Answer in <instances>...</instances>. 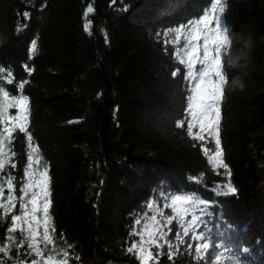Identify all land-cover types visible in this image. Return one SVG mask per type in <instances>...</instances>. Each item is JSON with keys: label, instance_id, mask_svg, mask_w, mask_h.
<instances>
[{"label": "trees", "instance_id": "1", "mask_svg": "<svg viewBox=\"0 0 264 264\" xmlns=\"http://www.w3.org/2000/svg\"><path fill=\"white\" fill-rule=\"evenodd\" d=\"M214 2L0 0V66L6 72L10 68L14 79L6 90L18 95L17 82H28L23 94L29 98V131L40 157L34 169H48L51 224L61 247L65 242L73 245L68 249L70 264H141L127 248L139 241L133 233L151 224L153 215L166 239L179 245L180 254L173 261L163 254L166 245L152 248L154 255H161L148 264H197L188 245L209 242V236L218 246L231 247L232 252L215 250L223 253L224 264H233L228 257L237 250L240 264H264V0H221L225 12L220 15L231 36L243 32L253 40L243 91L231 86L240 70L224 66L229 84L221 104V145L238 189L235 195L216 194L217 185L228 177L212 171L204 155L202 145L214 150V140H194L187 124L176 127L187 118L186 87L191 85L171 75L184 67L173 55L181 45L166 46L163 34L195 20L202 11L211 12ZM89 4L94 12L86 32L83 14ZM25 12L30 19L24 18ZM18 22L27 24L20 33ZM33 39L37 52L29 59ZM240 47L233 40L229 54ZM25 65L32 69L30 75ZM16 111L11 108L9 114ZM14 137L16 168L9 164L0 177H16L13 214H20L28 149L24 134L17 131ZM186 194H196L210 206L206 214L200 211L204 205L196 209L201 219L183 236L178 221L165 226L166 217L175 216L165 205L171 196ZM37 216L42 220L41 212ZM190 219V214L185 216V225ZM8 223L0 220V244L9 243ZM39 231L42 234L43 228ZM178 231L183 244L175 238ZM201 232L205 240L195 238ZM27 252L26 247H13L8 255L0 253V264H30L34 257Z\"/></svg>", "mask_w": 264, "mask_h": 264}, {"label": "snow or ice", "instance_id": "2", "mask_svg": "<svg viewBox=\"0 0 264 264\" xmlns=\"http://www.w3.org/2000/svg\"><path fill=\"white\" fill-rule=\"evenodd\" d=\"M94 12L91 4L86 8L83 18L86 21L84 30L87 32L91 27V21L88 19L89 14ZM225 12V6L221 0H215L211 3V12L202 11L200 16L195 20L188 21L187 24L181 25L176 29H169L163 35L165 39L163 43L181 45L179 48L173 49V55L177 59V63L181 67H177L171 72L173 77L180 76L183 80L190 84L186 87V101L184 111L186 119L176 122L177 128H184L187 124V134L194 140L205 141L208 137L214 140L215 148L210 150L207 147L202 149L207 158V162L211 170L217 175H225L228 180L223 185H217L215 191L217 195L228 196L235 195L238 189L232 184L231 170L224 159V150L221 145V104L225 97V89L229 84V80L225 71V63L228 64L230 58L231 46V29L228 24L224 23L220 14ZM213 13H217L213 16ZM25 19H30V13H23ZM27 24H17L16 32L20 33ZM171 36V39L168 37ZM37 52V40L33 39L29 48V59ZM183 53V56L180 53ZM29 75L32 69L25 65ZM6 70L0 66V172L6 170L9 164L11 168H16L13 158L16 152L11 147L15 139L14 133L17 131L24 134L27 141V164L23 169V183L19 191V209L20 214H13V210L17 208L16 186L14 181L16 177L8 174L6 177H0V220H8L6 228L8 244H0V253L8 255L12 248L17 250L27 248L28 256H33L30 264H70L71 255L68 249L73 245L67 244L61 247L58 244V238L54 236L56 229L51 224L49 208L51 205L50 197V177L48 169L35 170L34 164L40 163V157L37 155L39 149L33 144V136L29 131L30 124V104L29 98L23 94V89L27 81L17 82L18 95H11L6 90V84L14 83L13 73L9 68ZM15 108L16 114L10 115L9 109ZM70 123H72L70 121ZM198 128L194 132L193 129ZM207 134V135H205ZM223 169L221 173L219 170ZM196 179V178H193ZM5 187L8 194L5 197ZM27 197V199H25ZM171 203L165 205L172 209L175 216L166 217L165 226L171 225L173 221H178L183 229L182 235L188 236L193 230L200 217L195 214L200 205V211L206 214L205 209L210 206V202L199 198L196 194L173 195ZM42 200V204H41ZM149 209L154 207L152 202L147 204ZM158 213L163 216L164 213L157 209ZM42 213V220L37 213ZM191 215V219L185 225V216ZM151 224H145L142 231L133 233L140 237L127 248L128 253H133L140 260L141 264H148L149 261L156 260L161 253L159 251L153 254L152 248L163 249L165 245L168 251L163 253L167 255L169 260H173L180 254L179 245H174L166 239L167 233L162 230L160 221L155 215L150 217ZM136 224L141 221L137 219ZM43 228L42 234L39 229ZM231 227V226H227ZM171 231V229H169ZM19 232L17 237L15 234ZM181 232L175 233V238L184 243ZM147 236V239H145ZM62 234L59 239H62ZM197 240H205L206 234L201 232L196 237ZM209 242L198 243L195 246L189 244L188 248H194L193 259L200 264V261H206L207 264H224L225 257L223 253H217V247H224L227 251L232 252L228 245H217L207 237ZM163 241V243H161ZM43 244V247H41ZM147 245L148 247H145ZM239 251L228 257L233 264H240L238 255ZM244 253L249 249H242ZM47 252V255H46ZM76 259H79L77 256ZM16 264H25L24 260H18Z\"/></svg>", "mask_w": 264, "mask_h": 264}, {"label": "clouds", "instance_id": "3", "mask_svg": "<svg viewBox=\"0 0 264 264\" xmlns=\"http://www.w3.org/2000/svg\"><path fill=\"white\" fill-rule=\"evenodd\" d=\"M230 39L231 41L234 40L237 44L241 45V47L234 53L230 54V58L228 60V65L230 67L240 70V74L233 77L231 86L234 89L243 91L246 87L243 76L248 74L247 69L250 65L253 40L251 34L245 35L243 32L234 33Z\"/></svg>", "mask_w": 264, "mask_h": 264}]
</instances>
